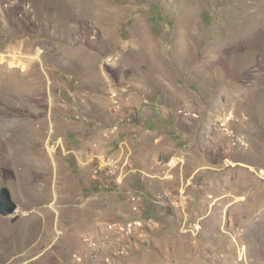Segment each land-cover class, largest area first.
I'll return each mask as SVG.
<instances>
[{"label":"rangeland","instance_id":"374dc122","mask_svg":"<svg viewBox=\"0 0 264 264\" xmlns=\"http://www.w3.org/2000/svg\"><path fill=\"white\" fill-rule=\"evenodd\" d=\"M94 2L0 0V264H264V0Z\"/></svg>","mask_w":264,"mask_h":264},{"label":"water","instance_id":"95a60500","mask_svg":"<svg viewBox=\"0 0 264 264\" xmlns=\"http://www.w3.org/2000/svg\"><path fill=\"white\" fill-rule=\"evenodd\" d=\"M17 210V204H15L11 198V193L8 188H0V215L8 216L15 213Z\"/></svg>","mask_w":264,"mask_h":264},{"label":"built area","instance_id":"2783aa9c","mask_svg":"<svg viewBox=\"0 0 264 264\" xmlns=\"http://www.w3.org/2000/svg\"><path fill=\"white\" fill-rule=\"evenodd\" d=\"M109 158H114V157H111V156H99V157H97V162H101V171L102 170H108L113 166V165H109ZM116 162H117V160H116ZM131 201L133 204L139 203L140 202V196L139 195H132Z\"/></svg>","mask_w":264,"mask_h":264},{"label":"bare ground","instance_id":"6f19581e","mask_svg":"<svg viewBox=\"0 0 264 264\" xmlns=\"http://www.w3.org/2000/svg\"><path fill=\"white\" fill-rule=\"evenodd\" d=\"M100 4H101L100 2L95 3L94 0H87V11L93 12L95 15H100V16L105 15ZM2 124H3V122H2ZM4 127H6V126H4Z\"/></svg>","mask_w":264,"mask_h":264}]
</instances>
